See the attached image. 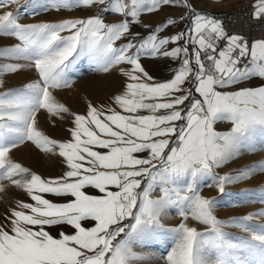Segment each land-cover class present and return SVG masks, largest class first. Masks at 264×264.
Masks as SVG:
<instances>
[{"label":"rangeland","instance_id":"1","mask_svg":"<svg viewBox=\"0 0 264 264\" xmlns=\"http://www.w3.org/2000/svg\"><path fill=\"white\" fill-rule=\"evenodd\" d=\"M175 1H0V264H47V195L79 159L81 127L94 125L105 149L126 86L169 65L181 6L194 2ZM261 108L216 124L219 134L199 138L189 157L188 144L171 145L131 201L132 218L118 222L130 221L110 250L116 259L264 264Z\"/></svg>","mask_w":264,"mask_h":264},{"label":"crops","instance_id":"2","mask_svg":"<svg viewBox=\"0 0 264 264\" xmlns=\"http://www.w3.org/2000/svg\"><path fill=\"white\" fill-rule=\"evenodd\" d=\"M229 1L183 3L174 48L167 51L169 65L154 71L161 77L150 76L145 68L126 86L118 101L125 109L113 107L114 118L107 120L105 149L96 144L100 135L94 125L81 127L79 159L60 171L47 195V264H104L105 255L107 264H123L110 250L130 223V203L150 183L149 173L175 154L171 145L183 150L188 144L184 152L189 157L199 138L219 134L216 124L224 121L225 127L263 112L264 41L247 46L232 36L219 58L211 51L222 32L223 12H218L226 7L220 6ZM175 2L179 7L180 1ZM257 4L264 11V0ZM243 54L248 59L240 68ZM123 216L129 219L119 226Z\"/></svg>","mask_w":264,"mask_h":264},{"label":"built area","instance_id":"3","mask_svg":"<svg viewBox=\"0 0 264 264\" xmlns=\"http://www.w3.org/2000/svg\"><path fill=\"white\" fill-rule=\"evenodd\" d=\"M219 26L222 32L211 42V51L215 58L221 56L229 37L243 38L247 46L256 41H264V11L258 7L255 0L233 2L220 15ZM247 59L248 55L243 54L238 59L237 66L242 68Z\"/></svg>","mask_w":264,"mask_h":264},{"label":"bare ground","instance_id":"4","mask_svg":"<svg viewBox=\"0 0 264 264\" xmlns=\"http://www.w3.org/2000/svg\"><path fill=\"white\" fill-rule=\"evenodd\" d=\"M102 59L101 58H99L96 62H100Z\"/></svg>","mask_w":264,"mask_h":264}]
</instances>
